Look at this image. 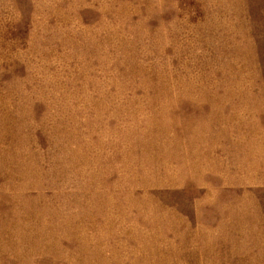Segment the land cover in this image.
<instances>
[{"label": "rangeland", "instance_id": "obj_1", "mask_svg": "<svg viewBox=\"0 0 264 264\" xmlns=\"http://www.w3.org/2000/svg\"><path fill=\"white\" fill-rule=\"evenodd\" d=\"M0 264H264V0H0Z\"/></svg>", "mask_w": 264, "mask_h": 264}]
</instances>
